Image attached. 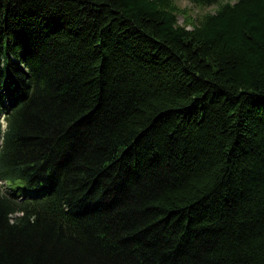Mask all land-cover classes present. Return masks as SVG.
Instances as JSON below:
<instances>
[{"label":"trees","instance_id":"16d2710c","mask_svg":"<svg viewBox=\"0 0 264 264\" xmlns=\"http://www.w3.org/2000/svg\"><path fill=\"white\" fill-rule=\"evenodd\" d=\"M172 5L0 0V264H264V0Z\"/></svg>","mask_w":264,"mask_h":264},{"label":"rangeland","instance_id":"374dc122","mask_svg":"<svg viewBox=\"0 0 264 264\" xmlns=\"http://www.w3.org/2000/svg\"><path fill=\"white\" fill-rule=\"evenodd\" d=\"M236 0H217L211 5H199L194 0H173V9L177 14L178 24L192 28L207 13H215L222 3ZM2 118V116H1ZM3 119V118H2ZM2 183L0 182V186Z\"/></svg>","mask_w":264,"mask_h":264},{"label":"bare ground","instance_id":"6f19581e","mask_svg":"<svg viewBox=\"0 0 264 264\" xmlns=\"http://www.w3.org/2000/svg\"><path fill=\"white\" fill-rule=\"evenodd\" d=\"M237 1V0H236ZM236 1H234V2H236ZM234 2H231V3H234Z\"/></svg>","mask_w":264,"mask_h":264}]
</instances>
